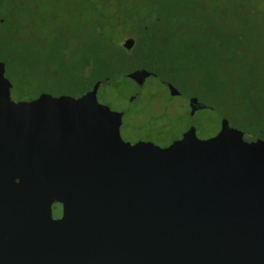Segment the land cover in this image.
<instances>
[{
    "label": "water",
    "instance_id": "95a60500",
    "mask_svg": "<svg viewBox=\"0 0 264 264\" xmlns=\"http://www.w3.org/2000/svg\"><path fill=\"white\" fill-rule=\"evenodd\" d=\"M5 73L0 60V264H264V139L191 125L163 150L131 143L103 81L14 101Z\"/></svg>",
    "mask_w": 264,
    "mask_h": 264
},
{
    "label": "rangeland",
    "instance_id": "374dc122",
    "mask_svg": "<svg viewBox=\"0 0 264 264\" xmlns=\"http://www.w3.org/2000/svg\"><path fill=\"white\" fill-rule=\"evenodd\" d=\"M152 2L155 1L17 0L15 9L14 4L3 7L0 18L11 14L8 34L13 33L15 24H21L19 33L25 35L26 44L44 53L42 64L28 62L22 64L23 69L6 70L5 76L12 83L11 98L14 101L32 99L42 92L76 96L73 88H83L84 83L64 89L60 83L47 78L50 71L59 68V56L65 62L68 79L75 80L77 69L90 61L94 48L98 47L97 33H103L122 48V42L134 36L121 24L128 20L129 13L153 16ZM166 5L171 6L175 18L167 22L166 34L161 37L170 44L168 57L158 61L160 53L153 54L155 61L151 63L159 76L146 79L142 88L127 75L98 88V101L123 113L122 138L131 143L147 140L163 149L191 125L196 127L200 139L209 138L220 130L221 114L234 106L231 114L243 135L264 139V79L260 92L258 83L255 84L257 77L250 78L252 73L264 72V0H168ZM207 28L214 35L206 33ZM235 38H240L238 43H232ZM214 45L216 55L210 53L207 60L194 54V59L183 56L195 46L210 49ZM114 48L126 60L127 51ZM49 49L56 50L53 56ZM77 58L81 59L79 63ZM0 59L6 61L1 55ZM74 63L78 66L73 67ZM135 64V59L127 60L124 66L128 69ZM247 75L248 79L243 80ZM99 76L100 72L90 75L88 85L97 83ZM163 83L172 84L182 96L172 97ZM222 88H229L231 94L224 95ZM195 94L202 105L209 104L210 96L215 103L212 110L199 111L192 119L187 99ZM132 96L136 97L133 102ZM245 126L251 131L244 130Z\"/></svg>",
    "mask_w": 264,
    "mask_h": 264
},
{
    "label": "trees",
    "instance_id": "16d2710c",
    "mask_svg": "<svg viewBox=\"0 0 264 264\" xmlns=\"http://www.w3.org/2000/svg\"><path fill=\"white\" fill-rule=\"evenodd\" d=\"M15 1L17 0H0V10L3 7L8 6L10 4L12 5L14 4V9H15V5H16ZM153 1H155V2H152L153 3V12H152L153 16L139 15L138 13H129L127 16L128 20H126L124 24H121L124 30H127V32H129L133 36L134 35L138 36V43L135 47H133L134 49H132L131 51H127L125 49L127 51L125 53L128 55V56L126 55V58H125L126 60H124V58H122L120 54L117 51H115V48H114V47H117V49L118 48L124 49L123 47L121 48L119 46H116L112 41H109L108 37L104 35L103 33H97L98 37L96 41L98 42V45H97L98 47L94 48L90 61L89 60L87 62L85 61V65L80 67V69H77L76 71L77 78L75 80L68 79V76H69L68 70L66 71V69L64 68L65 62L59 56L60 58L59 68H56L55 70L50 71L49 76L51 77L49 76L47 77L49 81L60 83L61 85H63L64 89L68 88V85H70L71 87L76 84L81 86L84 83L83 88L82 87H79V88L74 87L75 89L73 88V92L76 94V96H80L83 93H85L87 90L91 89L96 84L95 82H93L91 85L90 84L88 85V81L90 79V75H94L95 73H98V72H100V76H99V79L96 81L97 82L103 81V83H106V82L109 83L112 80H115L117 77H120V76L124 77L129 72L133 71L134 69H139V68H145V69H148L156 73L153 70V66L151 63L152 61H155L153 54L160 53L159 55H157L158 61H161L162 59L168 57L167 54L170 51V44L168 43L166 44L161 39V37L162 36L164 37L166 34L167 27L169 26L167 22H169L170 19H174L175 15L172 14L173 11L170 9L171 6L166 5L168 3V0H153ZM190 1H194V0H190ZM10 16L11 14L7 15L5 18H0V55L6 60L5 62L7 63V69L8 68L13 69V67H16L17 70L23 69L24 66L22 67V64L23 63L26 64L28 62H33V63L37 62L40 64L44 63L43 61L44 53H42V51L36 46L29 47L26 44L27 42H26V39L24 38L25 35L22 36L21 33H19L21 31V28H20L21 24H15L16 26L15 27L13 26V33L11 34L12 32L11 31L10 35L8 34V30H9L8 24H9ZM129 26H130L129 29L125 28ZM207 29L208 30L206 31V33L214 35V32L212 29L210 28H207ZM225 39H228V38H225ZM225 39H221V40L225 41ZM239 40L240 38H235L232 40V43H238ZM215 46L216 45L212 46L213 49L212 48L208 49V46H205L206 48L203 46H195L197 48L188 50L189 52L187 51L188 53L187 54L185 53L186 55L184 54L183 56L184 58L187 57L186 59L191 58L192 56V58L194 59L195 58L194 55H198L197 58L201 57L207 60L211 57L210 53L214 52V54L216 55ZM111 49H114V50H111ZM49 50L51 51L52 53L51 55L53 56V52L56 50L55 49H49ZM136 50L137 51L139 50V51L136 52ZM134 59H135L136 64L132 68L125 69V66H124L125 62L127 60L134 61ZM80 60H81L80 58L79 59L77 58L78 63L80 62ZM78 63H74L73 67L78 66ZM137 64H141V65H137ZM20 72L18 71L16 73L20 74ZM243 74L246 75V73H243ZM154 75L159 76L157 75V73ZM250 75H251L250 78L257 77V82L255 84L258 83L259 86L257 90L262 92L261 80L264 79L263 78L264 72H260L258 73V75L255 73H252ZM247 79H248V75L246 78L243 77V80H247ZM236 82L237 80H235V83ZM80 88L81 90L78 92L77 89H80ZM228 89L229 88H222L221 91L224 95L231 94L230 91H228ZM65 94L73 95L72 93H65ZM193 96L198 97L197 94ZM25 100H28V99H25ZM208 103L209 104L206 103L207 105L206 109L212 110V104L215 103V101H213L212 96L208 97ZM227 108L228 109H226L221 114L220 127L221 128L226 127L231 130L243 131L240 126H237L238 123L232 117L231 112L232 110L234 112L235 107L233 106V109H231L232 107H227ZM256 119L258 118L256 117ZM222 122H224V125H222ZM244 130L248 132L251 131L247 126H245ZM249 138H260V136L259 137L258 136L249 137Z\"/></svg>",
    "mask_w": 264,
    "mask_h": 264
},
{
    "label": "flooded vegetation",
    "instance_id": "af4514ba",
    "mask_svg": "<svg viewBox=\"0 0 264 264\" xmlns=\"http://www.w3.org/2000/svg\"><path fill=\"white\" fill-rule=\"evenodd\" d=\"M133 38L135 39V46H136L137 43H138V36H135V35H134ZM145 46H146V45H145ZM0 60H1V59H0ZM1 61H2V60H1ZM4 62H5V61H4ZM5 65H6V70H7V63H6V62H5ZM153 76H155V75H152V76H150V77H153ZM146 81H147V80H146ZM146 81L144 82V84L146 83ZM144 84H143V86H144ZM163 85L168 89V87H167L164 83H163ZM143 86H141V87L139 86V87L142 88ZM168 90H169V89H168ZM181 96H182V94L179 92L178 95H176V96H172V97H181ZM192 97H195V96H192ZM192 97H188V99H187V103H188V106H189V113H190V111H191V109H190V105H189V104H190V99H191ZM135 98H136V97L132 96V97H131V102H133ZM197 98H198V97H197ZM198 100H199V99H198ZM199 102H200V100H199ZM206 108H207V105L204 104V108L197 109L193 115L190 114L191 117H192V119H193V117H195V115H196L199 111L205 110ZM122 120H123V118H122ZM189 127H190V126H189ZM189 127H188V128H189ZM185 131H186V130H185ZM185 131H184V132H185ZM181 136H182V135H181ZM181 136H180V137H181ZM180 137H179V138H180ZM141 140H142V139H141ZM144 141H147V140H144ZM135 142H136V141H135ZM167 146H168V145H167ZM165 147H166V146H165ZM165 147H164V148H165ZM164 148H163V149H164ZM161 149H162V148H161ZM163 149H162V150H163Z\"/></svg>",
    "mask_w": 264,
    "mask_h": 264
}]
</instances>
